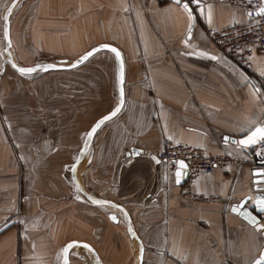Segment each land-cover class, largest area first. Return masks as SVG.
<instances>
[{"label":"crops","instance_id":"crops-1","mask_svg":"<svg viewBox=\"0 0 264 264\" xmlns=\"http://www.w3.org/2000/svg\"><path fill=\"white\" fill-rule=\"evenodd\" d=\"M12 1L0 0V264H61L70 241L103 264H254L264 161L240 141L264 126V54L244 68L205 32L246 23L247 12L226 0H187L191 11L184 0H20L11 13L21 65L71 62L103 43L122 51L123 108L96 132L76 179L125 209L140 263L123 210L88 200L72 176L87 131L118 101L116 58L101 49L75 68L21 74L5 54ZM177 142L234 159L192 182L214 200L184 196L158 158ZM67 264L95 257L73 245Z\"/></svg>","mask_w":264,"mask_h":264},{"label":"built area","instance_id":"built-area-1","mask_svg":"<svg viewBox=\"0 0 264 264\" xmlns=\"http://www.w3.org/2000/svg\"><path fill=\"white\" fill-rule=\"evenodd\" d=\"M183 2L188 4L187 0ZM226 2L232 7L245 10L249 20L246 23L232 24L221 30L206 28V35L222 56L231 59L239 66L249 68L251 57L255 52L264 54V15L259 11L264 8V0H226ZM258 87L264 94V80L258 81ZM251 152L264 161V141L253 144ZM158 158L167 162L172 169H177L178 161L184 162L187 177L182 183V193L186 197L197 200H214L215 198L204 197L193 192L194 179L202 173L209 174L215 168L234 163V159L230 156L208 155L201 148L179 142L169 143L158 153ZM261 198L264 199V196ZM244 208V206L241 207V209ZM164 254L168 255V252L165 251Z\"/></svg>","mask_w":264,"mask_h":264},{"label":"water","instance_id":"water-1","mask_svg":"<svg viewBox=\"0 0 264 264\" xmlns=\"http://www.w3.org/2000/svg\"><path fill=\"white\" fill-rule=\"evenodd\" d=\"M19 1L20 0H13L9 4L8 8L5 11L4 24H3L6 60L15 70L19 71V68H36L35 72H39V71L47 72V71H54V70L71 69V68H75V67L81 65L83 62H85L86 60H83L82 62H80V61L88 53L91 52V53L94 54L95 52H97V51H99L101 49L109 50L115 56V58H116V69H117L118 101H117L116 105L112 108L111 111H109L105 115H103L100 118H98L96 120V122H94V124L87 131V133L85 135V138H84V141H83V144H82V147L79 150L78 155L76 157V160L73 163L72 176H73V180H74L76 186L86 196V198L88 200H90L92 202H94V201H107V202H109V203H107L108 205H113V206L120 207L123 210L124 215H125V220H126V223H127L128 232L132 236L137 238L139 243H140V238H139L138 234L135 232V230L131 227V224L129 222V219L127 217L125 209L121 205H119V204H117V203H115V202H113L111 200H107L105 198H100V197H96V196H93V195L89 194L87 191L84 190V188L78 183V181L76 179L77 168H78L79 164L83 161V159L86 156L87 152L89 151L96 132L101 128V126L103 124H105L107 121H109V120L113 119L114 117H116L120 113L121 109L123 108V105H124V102H125L124 58H123V53L118 47H116L114 45H111V44L103 43V44H98V45L94 46L93 48H91L90 50L86 51L85 53H83L82 55H80L79 57H77L76 59H74L71 62H61V63L43 62V63H38V64L31 65V66L21 65V64H19V63H17L15 61V59H14V57L12 55V52H11V34H10V17H11V13H12L14 7L17 5V3ZM184 5H187L188 11H191V8H190L189 4L184 2ZM5 17H7V19H5ZM105 45H107L108 47H104ZM112 49H116L117 51L114 52V51H112ZM117 52L119 53V55H117ZM49 66H54V67H49ZM35 72H32V73H35ZM32 73H29V74H32ZM117 108H119V111L116 112V114L114 116H111V119L105 120L104 123L99 128H96V125H97V123L99 121L103 120L104 117L110 116L114 111H116ZM94 128H95V131L93 132ZM180 162H183V161H178L177 162V169H176V176H177V183L178 184H182L186 180V177H187V171L185 170V164L183 162L184 166L182 167ZM178 172L180 173V175H177ZM242 203L243 202H241L240 204L242 205ZM262 213H264V210H261L258 202H256L255 203V215L256 214H262ZM254 217H256V219H258L257 216H254ZM73 245H81V246L87 247L89 250L92 251V253H93L94 257H95V264H103L100 261L97 252L95 251V249L90 244H88L86 242H78V241H70V242H68L65 245V247H64V255H63V259H62L61 264H66V262L68 261V259H69V251H70V248ZM65 249L67 251H65ZM262 256H264V249H262L260 255L258 256V258H257V260L255 261L254 264H257V261H259ZM141 260H142V245L140 243V263H141Z\"/></svg>","mask_w":264,"mask_h":264},{"label":"snow or ice","instance_id":"snow-or-ice-1","mask_svg":"<svg viewBox=\"0 0 264 264\" xmlns=\"http://www.w3.org/2000/svg\"><path fill=\"white\" fill-rule=\"evenodd\" d=\"M177 2H179V0H177ZM185 9H187V5H185ZM260 13L262 15H264V8H261L260 10ZM5 19H7V17H5ZM104 47H108L107 45H105ZM112 51L116 52L117 50L116 49H112ZM93 53H88L86 56H84L82 58V60L80 62H82L83 60H87L89 56H91ZM117 55H119V53L117 52ZM49 67H54V66H49ZM19 71L21 74H29V73H32V72H35L36 71V68H19ZM122 78V77H121ZM119 111V108L116 109V111H114L110 116H107V117H104L103 120L99 121L96 125V128H99L105 120H108V119H111V116H114L116 114V112ZM95 131V128L93 129V132ZM260 141H264V126H260V127H257L254 131H252L251 135H249L246 139L240 141L241 144H243L244 146H248V145H251V144H256ZM181 163V166L183 167V162H180ZM258 175H264V174H261V173H257ZM177 175H180V173L178 172ZM95 203L97 204H107L109 202L107 201H94ZM258 204L261 208V210H264V199H261L258 201ZM118 207V206H117ZM235 210V209H234ZM113 219H115V217H113ZM252 223H256V221L253 219L252 220ZM261 227H264V225H262ZM65 251H67L65 249ZM67 264V262H66ZM257 264H264V256H262L260 258L259 261H257Z\"/></svg>","mask_w":264,"mask_h":264}]
</instances>
